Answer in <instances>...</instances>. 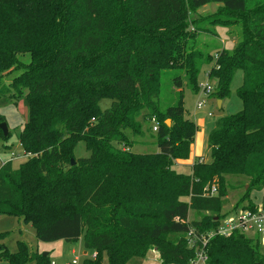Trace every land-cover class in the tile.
Wrapping results in <instances>:
<instances>
[{
	"label": "trees",
	"instance_id": "16d2710c",
	"mask_svg": "<svg viewBox=\"0 0 264 264\" xmlns=\"http://www.w3.org/2000/svg\"><path fill=\"white\" fill-rule=\"evenodd\" d=\"M209 4L221 5L211 20H188ZM206 21L240 27L232 52L221 49L214 59L188 48ZM211 63L210 96L226 98L240 71L242 107L215 121L206 159L177 172L197 127L184 117L181 91L174 105L160 100L161 76L183 71L172 86L197 93L201 69ZM13 72L0 96L26 102L18 145L29 156L15 169L11 161L0 166V215L29 224L38 241L82 238L95 253L83 264H128L151 248L162 264H191L199 239L222 219L257 209L249 196L264 188V0H0V79ZM152 118L157 152H131ZM9 137L0 130L4 150ZM79 143L88 157H75ZM227 177L247 180L239 200L246 205L220 214ZM212 186L216 194H204ZM190 211L200 219L188 222ZM258 246V236L213 235L202 248L204 264H264ZM0 261L51 264L24 242L14 253L0 243Z\"/></svg>",
	"mask_w": 264,
	"mask_h": 264
},
{
	"label": "rangeland",
	"instance_id": "374dc122",
	"mask_svg": "<svg viewBox=\"0 0 264 264\" xmlns=\"http://www.w3.org/2000/svg\"><path fill=\"white\" fill-rule=\"evenodd\" d=\"M220 7V4H209L195 12L190 11L188 14V20L197 21L202 17L208 16L209 17L206 20H211L210 17L217 14ZM203 24L207 29L205 31H194L195 35L189 40L188 48L193 45V49L198 50L203 54H210L214 59H216V53L221 49H224L229 53L232 52L235 44L240 40V27L238 25H230L228 27L221 25L212 26L207 25V21ZM192 29L194 30V27H192ZM22 60L28 62V55H25ZM212 64L213 63L204 66L201 69V73L197 79L198 86L202 87L207 82L206 73ZM18 74L19 72H13L11 75L1 77L0 86L10 83L11 79ZM183 74V71L175 70L167 71L161 76L162 91L160 94V100L162 102H168L169 105H174L177 103V100L179 99V91H181L184 117L195 124L198 121L203 122L202 126H196V141H201V152L202 155H205L207 151V137L209 132L214 128L215 121L220 117L230 116L241 110V102L236 96V91L242 84V73L240 71L235 73L229 86V94L226 98L221 100L219 108L217 106V101L220 100L211 96H204L201 93L200 87L197 93L192 92L185 84H183L181 89L173 87L171 78L176 75L183 76ZM209 85L214 91L215 82L209 80ZM198 101H203L201 109L196 108V103ZM108 106V101L100 103L102 110L108 108ZM0 112L5 117L6 126L10 132V137L7 140V145L10 146V150H4L1 147L2 142H0V165L5 160H9L11 161L12 167L15 169L20 163L26 160V157H23L24 154L18 145L19 132L28 117L26 102L23 97H19L15 100L9 95L3 94L0 96ZM208 114H211V116H208ZM152 126L153 124L151 122H142L143 135L142 137H135L132 140L133 145L131 147V152L138 154L157 152L156 131L151 129ZM74 153L76 158H86L89 155L86 152L83 143H79L76 146ZM206 156L207 154L205 155V159ZM174 169L177 172H186L185 168L178 165H176ZM226 181L225 194L222 197L220 214L238 209L241 207V204L246 205V203L240 204L239 200L243 196L244 189L247 188V180L242 177H227ZM249 198L251 203L264 214L262 190L251 191ZM182 201L187 200L183 198ZM238 212L239 211H237V213ZM198 219H200L199 215H196L193 211L188 213V222ZM0 233H6V237L2 239L0 243H3L10 253L16 252L18 242H24L31 252L46 254L51 264H72L74 260L76 261V264H83L85 259H93L92 255L95 254L89 250H84L82 238L76 242H66L62 240L51 243L40 242L35 238L34 230L29 224L23 223L17 218L5 215H0ZM249 237L255 236L250 235ZM258 251L259 254L264 257V241L260 237ZM105 263L106 262L104 261V264ZM0 264L5 263L0 261ZM128 264L162 263L156 250L151 248L146 252L143 258L131 259ZM195 264L202 263L196 262Z\"/></svg>",
	"mask_w": 264,
	"mask_h": 264
},
{
	"label": "built area",
	"instance_id": "2783aa9c",
	"mask_svg": "<svg viewBox=\"0 0 264 264\" xmlns=\"http://www.w3.org/2000/svg\"><path fill=\"white\" fill-rule=\"evenodd\" d=\"M207 82L200 87L201 93L204 96H210L213 92V88L209 85V79L207 78ZM203 105V101H198L196 103V108L201 109ZM208 116H211V114H208ZM150 122L153 124L152 130L157 131V123L155 122L154 118L150 120ZM29 155H24L23 157L28 158ZM9 161V160H7ZM5 163L2 162L0 166H2ZM216 193V188L214 186L210 188H206L204 190V194L213 196ZM262 195L264 200V188L262 189ZM232 232H240L246 236H258L264 241V214L256 209L255 211H249V210H240L238 213L234 215H229L226 218L222 219L219 223L217 229L214 232H211L207 234L206 236H202L199 241L200 244L203 247H205L206 242L209 238H211L213 235H223L227 236ZM188 236H193V231L190 230L188 233ZM193 244V241L190 240V245ZM199 249L196 253L195 260L191 262V264H195L196 262H200L202 264L206 261V255L204 254L203 249ZM95 257V254L92 255V258ZM72 264H76V261L74 260Z\"/></svg>",
	"mask_w": 264,
	"mask_h": 264
},
{
	"label": "crops",
	"instance_id": "0c3cea01",
	"mask_svg": "<svg viewBox=\"0 0 264 264\" xmlns=\"http://www.w3.org/2000/svg\"><path fill=\"white\" fill-rule=\"evenodd\" d=\"M220 105H221V101H220ZM202 124H203L202 121H198L195 125L197 127H200V126H202ZM200 137H201V135H200ZM200 144H201V141L197 142L196 141V135H195L194 142L190 145V151H189L188 159L187 160H177L176 161V164L178 166H181V167L186 169V172H182V173H187L188 172V167L191 166L197 158H203L207 154V151H206V154L202 155ZM5 161H7V160H5Z\"/></svg>",
	"mask_w": 264,
	"mask_h": 264
},
{
	"label": "water",
	"instance_id": "95a60500",
	"mask_svg": "<svg viewBox=\"0 0 264 264\" xmlns=\"http://www.w3.org/2000/svg\"><path fill=\"white\" fill-rule=\"evenodd\" d=\"M217 106H218V108L220 107V101H217ZM166 124L169 125V121L168 120L166 121ZM0 130H1L2 134H3V137H7L8 136V129H7V126H6L5 123L0 124ZM73 164H74V162L71 161V165H73ZM42 256H46V254H42Z\"/></svg>",
	"mask_w": 264,
	"mask_h": 264
}]
</instances>
